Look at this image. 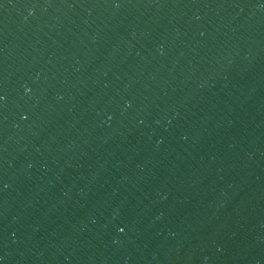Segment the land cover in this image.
I'll return each mask as SVG.
<instances>
[{
	"label": "water",
	"instance_id": "water-1",
	"mask_svg": "<svg viewBox=\"0 0 264 264\" xmlns=\"http://www.w3.org/2000/svg\"><path fill=\"white\" fill-rule=\"evenodd\" d=\"M0 264H264V0H0Z\"/></svg>",
	"mask_w": 264,
	"mask_h": 264
},
{
	"label": "snow or ice",
	"instance_id": "snow-or-ice-1",
	"mask_svg": "<svg viewBox=\"0 0 264 264\" xmlns=\"http://www.w3.org/2000/svg\"><path fill=\"white\" fill-rule=\"evenodd\" d=\"M0 99H2V97H0Z\"/></svg>",
	"mask_w": 264,
	"mask_h": 264
}]
</instances>
